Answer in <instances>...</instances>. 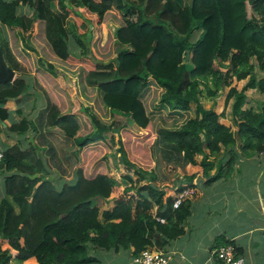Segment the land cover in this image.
Segmentation results:
<instances>
[{
  "label": "trees",
  "instance_id": "obj_1",
  "mask_svg": "<svg viewBox=\"0 0 264 264\" xmlns=\"http://www.w3.org/2000/svg\"><path fill=\"white\" fill-rule=\"evenodd\" d=\"M24 7L30 16L20 11ZM82 9L97 23L112 14L119 49L112 61L97 62L82 77L96 91L93 105L83 111L89 122L56 93L63 85L50 61L59 64L73 57L71 38L89 56L82 39L89 21L82 28L72 21ZM0 24L33 52L38 50L26 41L37 26L46 44L40 57L49 60L37 80L50 98L40 117L24 116L6 126L16 135L33 134L27 145L17 141L0 150L5 173L0 264L30 258L35 264H101L92 254L96 249L118 253L132 248V258L146 249L168 253L166 246L185 232L198 177L208 176L210 182L228 178L238 155L264 153V101L245 93H264V0H0ZM8 41L0 30L4 58L17 74L12 82L0 83L1 122L10 116L7 100L28 90L22 75L30 76L12 51L16 44ZM233 78L247 82L238 90L231 86ZM225 87L234 129L220 121L224 111L217 113L201 102L203 97L216 98ZM247 103L251 105L244 107ZM114 112L146 131V161L128 158L129 145L123 139L131 126L103 118ZM114 133L125 185L112 207L100 211L98 201L109 200L117 182L98 164L86 173L80 155L89 144L114 147ZM56 169L72 171L73 180L55 184ZM179 176L187 182L175 184ZM184 189L193 192L174 207ZM228 244L243 256L233 241L215 247Z\"/></svg>",
  "mask_w": 264,
  "mask_h": 264
},
{
  "label": "rangeland",
  "instance_id": "obj_2",
  "mask_svg": "<svg viewBox=\"0 0 264 264\" xmlns=\"http://www.w3.org/2000/svg\"><path fill=\"white\" fill-rule=\"evenodd\" d=\"M21 10L26 11L27 14L31 13V11H27L28 9L26 7L20 9V11ZM115 15H118V13L116 12ZM111 18H112V14L108 16L105 22L103 21L101 23L99 22L97 23L98 21L97 18H95V16L93 15H90L85 9H82L77 13H75V16L72 18V21L76 24L78 23L79 27L81 28L83 27L82 22H84L85 25H88L86 20L89 21V25H90L89 30L87 31V33L85 32L87 37L85 36L84 38H82L90 50L89 56L84 57L81 54L82 48L76 43V39L71 38L72 40L70 42V49L71 51L75 52V54H73L74 58L70 57L65 62L59 64L55 63L54 60H50L53 62L52 64L54 66V71L57 78L56 80H61L63 85L61 86V88L56 89V93L62 98L66 99V100L62 99L64 105L67 106L69 103L71 104L72 107H75L76 111H78V113L79 112L81 113L80 118L86 122H89V117L83 111L85 110V106L87 107V109H90V107L93 105L92 104L93 98L96 95L95 89H91L85 86L84 83L82 82L83 81L82 77L85 74L86 68L88 69L95 67L96 63L99 61L102 63L112 61L115 58L117 51L119 50L117 48V43L114 41L113 32L115 26L112 20H110ZM67 26L68 28H70V23ZM5 29L6 31L9 32V36H7L9 40L8 42L13 43L14 45L16 44L12 51L22 59L23 65H26L28 68L27 73L30 74V76L22 75L28 84V90L23 95L27 97V101L24 102L23 99L21 100L20 104L22 107L20 108L23 111L22 115H15V117L17 118H21V116H27L31 118L40 117V115L42 114L40 110H43V108H45L48 99H50L47 93L43 90V87L38 83L37 80V72L41 68L47 69L46 67L49 61L47 58H44L43 56L40 57L41 54L43 55L45 53V51L43 53L44 49L41 50V48L45 47L43 45L45 44V42L42 38L41 32L40 31L38 32L36 26L34 28L35 31L33 29L34 34L28 37L26 41L28 45L33 46L36 50H38L33 52L30 49H28V47L24 44V42L22 43L20 37L13 35V31H11V29L8 30L6 27ZM81 31H85V30L83 29ZM18 60L21 62L19 58ZM256 73L258 77L262 76V74L259 72L258 69L256 70ZM47 74L51 76L50 71H48ZM246 82H247V78L238 81L235 78H233L231 86H234L236 89L240 90L242 89L243 85H245ZM68 89L70 92L68 91ZM85 89L91 92H88ZM227 92H228V88L225 87L221 89V91L219 92V96H217L214 99H209L206 97L201 98L203 106L205 108H212L215 112L218 111L217 113H221L222 111H224L225 113H229L231 101L228 103L225 102V96ZM245 93L249 98L253 100L264 101V93H260L256 89H247ZM71 96H72V100H71ZM11 103L13 107L18 106V104H16L14 100H12ZM250 105L251 103H247L244 105V107H249ZM72 107L70 108L68 107L69 108L68 110H71ZM103 118L107 122L115 121L116 125L125 124L127 126H131L130 128L131 131H129L130 135L127 138L124 136L125 138L123 139L125 145L127 143L129 145L127 150L128 158L130 160H133L136 159L135 157L140 156L139 159L142 160V162L148 159V155H147L148 151L146 148V143L148 140L145 141L146 138H144L146 133L145 130H139L138 128H136L137 127L136 125H134L132 122H129L130 120L128 121L126 118L120 116L118 113L116 114L115 112L110 116H108V114L105 113ZM89 129L90 128H87L86 131ZM32 134L33 133L31 131L23 136L20 135L17 136L15 134L13 136H9L10 138L7 141L11 144L17 141H21L22 145H27V143L31 140L30 138ZM124 134L125 133L122 132V135ZM113 135L116 138V143L114 147H112L111 145H109L108 147V145L98 144V143L89 144L86 148L87 151H82L80 155L79 165H83L86 168V173H90L91 171H93L95 165L98 164L102 167L101 168L102 172L108 173L117 182V185L113 188V192L109 200L106 201L99 200L98 203L96 201L100 211L105 208H110L113 205L112 199L115 196H118L122 193L123 187L125 185V182L121 179V175L126 173V170H125V166L121 163L120 160L121 158L119 156V153L116 151L117 146L119 145L117 142V134L114 133ZM219 158L223 159L224 157L221 156ZM74 167L75 164L73 168ZM56 171L60 175L56 173V177H52L55 184L60 185L64 181L70 182L73 180L71 173L72 171L67 169L62 173L58 169H56ZM4 174L5 173L2 172L0 169V180L2 176L4 177ZM134 177L136 176L134 175ZM263 186H264V181H263ZM3 196H4V191H3V183H2L0 184V199ZM2 243H3L2 247L4 248L6 243L5 242ZM92 254L98 256L101 264H122V261H124V258H126L124 257V254L123 255L120 254V256H116L113 254L112 251H105L99 249H96L95 252ZM14 261L19 263V261H17L16 259Z\"/></svg>",
  "mask_w": 264,
  "mask_h": 264
},
{
  "label": "crops",
  "instance_id": "obj_3",
  "mask_svg": "<svg viewBox=\"0 0 264 264\" xmlns=\"http://www.w3.org/2000/svg\"><path fill=\"white\" fill-rule=\"evenodd\" d=\"M0 30L5 37L9 36L4 25L0 24ZM15 75L17 76L16 72ZM23 95L18 99L7 100L5 104L10 116L4 122L0 120V150L11 145L7 140L9 136L15 135L9 132L6 126L24 117H15L22 115L23 111L17 109H21L22 99L27 101V97ZM12 100L18 104L17 107L12 106ZM229 113L224 112L226 115L220 120L234 129L232 113ZM200 159L201 156L196 157L198 162ZM214 170L215 168L209 175L213 174ZM207 179L208 176H199L195 183V197L191 198L190 213L184 222V234L166 246V249L173 253L169 264H220L212 250L217 244L227 240L233 241L244 256L245 264H264V153L238 155L228 178H219L212 182ZM174 182L178 184L187 181L179 176ZM2 183L4 191L3 176L0 180V184ZM4 247L7 248L8 245L5 244ZM130 250L123 249L113 254H124L126 258L122 264H132ZM14 260H11V264H35L33 258L19 263Z\"/></svg>",
  "mask_w": 264,
  "mask_h": 264
},
{
  "label": "built area",
  "instance_id": "obj_4",
  "mask_svg": "<svg viewBox=\"0 0 264 264\" xmlns=\"http://www.w3.org/2000/svg\"><path fill=\"white\" fill-rule=\"evenodd\" d=\"M3 154L0 151V162ZM192 189H184L181 191L175 199L174 207H177L182 201L183 197L192 193ZM163 221V220H161ZM217 258L221 260L222 264H245L243 256H237L235 253V247L233 245H221L213 249ZM171 252H165L163 250L146 249L139 255L132 258V264H169L173 257Z\"/></svg>",
  "mask_w": 264,
  "mask_h": 264
},
{
  "label": "water",
  "instance_id": "obj_5",
  "mask_svg": "<svg viewBox=\"0 0 264 264\" xmlns=\"http://www.w3.org/2000/svg\"><path fill=\"white\" fill-rule=\"evenodd\" d=\"M15 78V71L7 64L4 58L2 47L0 46V83L12 82ZM43 163L47 168V163L45 160H43ZM49 172L52 173V170L50 169Z\"/></svg>",
  "mask_w": 264,
  "mask_h": 264
},
{
  "label": "bare ground",
  "instance_id": "obj_6",
  "mask_svg": "<svg viewBox=\"0 0 264 264\" xmlns=\"http://www.w3.org/2000/svg\"><path fill=\"white\" fill-rule=\"evenodd\" d=\"M179 206H180V205H179ZM179 206H178V207H179Z\"/></svg>",
  "mask_w": 264,
  "mask_h": 264
}]
</instances>
